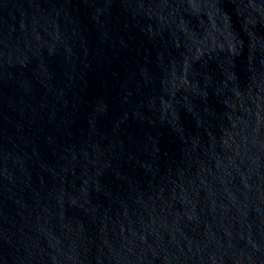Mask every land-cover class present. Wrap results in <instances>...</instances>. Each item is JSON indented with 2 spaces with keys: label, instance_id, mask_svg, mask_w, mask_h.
<instances>
[{
  "label": "water",
  "instance_id": "95a60500",
  "mask_svg": "<svg viewBox=\"0 0 264 264\" xmlns=\"http://www.w3.org/2000/svg\"><path fill=\"white\" fill-rule=\"evenodd\" d=\"M0 264H264V0H0Z\"/></svg>",
  "mask_w": 264,
  "mask_h": 264
}]
</instances>
